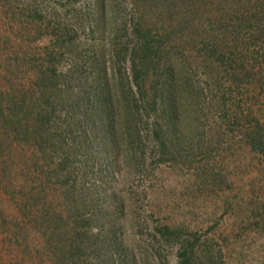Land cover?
Segmentation results:
<instances>
[{
    "label": "trees",
    "instance_id": "trees-1",
    "mask_svg": "<svg viewBox=\"0 0 264 264\" xmlns=\"http://www.w3.org/2000/svg\"><path fill=\"white\" fill-rule=\"evenodd\" d=\"M176 1L129 0L126 10L118 0H0V23L9 25L0 30V68L4 56L16 55L19 34L28 44L18 46L26 78L0 75V203H9L7 213L0 204V234L13 264H146L121 237V217L133 205L110 186L116 167L147 180L157 166L184 163L182 141L194 150L230 133L232 145L243 141L264 154V0H232V10L227 0ZM201 10L215 23L179 45L186 18ZM92 14L108 20L109 65L96 55L104 43L87 45L99 25ZM188 27L190 36L195 27ZM37 40H46L45 55L33 53ZM68 54L72 63L61 70ZM190 56L202 57L203 67L187 62ZM207 95L214 104L202 109ZM8 138L13 148L31 150L25 164L12 154L7 161ZM100 142L108 153L94 149ZM202 170L205 182L216 179ZM146 222L151 249L174 247L177 264H218L220 250L197 232ZM155 251L153 262L167 264Z\"/></svg>",
    "mask_w": 264,
    "mask_h": 264
},
{
    "label": "rangeland",
    "instance_id": "rangeland-1",
    "mask_svg": "<svg viewBox=\"0 0 264 264\" xmlns=\"http://www.w3.org/2000/svg\"><path fill=\"white\" fill-rule=\"evenodd\" d=\"M118 1L121 2L120 8L123 7L127 10L125 5L129 3V0ZM80 3L81 0H79L78 5ZM226 3H231L229 10H232V0H227ZM176 5L179 6L180 2ZM209 9H213V7L202 8L203 11ZM202 10L186 18L188 25L183 31V36L179 35V45H190L189 41L196 40L199 35L197 28L201 26L208 28L215 23L208 13L201 14ZM83 15L84 12L76 15L78 23L84 22ZM94 17L93 14L90 16L92 23H99V25L95 26L96 32L93 33L94 35H90V43L87 45L95 42L104 43L103 46L98 45L96 55L98 59H103L109 65V57L112 56L113 52H110L111 46L108 45L110 32L108 20L106 16L99 19L96 15ZM1 20L0 30H8L7 21L2 17ZM189 23L195 27L192 28L194 32L190 36H188L191 30L188 27ZM19 36L21 38L14 45L16 55L4 56L3 65L0 68V75L4 74L6 79L11 82H15L16 79L21 81L27 76L28 64L22 56L25 50L18 46L21 44L26 47L28 44L24 38L26 37L25 34H19ZM175 36L171 37L172 41L176 40ZM191 36L193 37L190 39ZM229 36L228 42L232 43V33ZM45 46L46 40L32 42V50L35 56H38L39 53L41 56L45 55L43 53ZM242 53L245 54L244 50ZM72 57V54L63 57L60 60L59 68L61 70L67 69L72 63ZM189 58L187 62L193 67L198 65V62L201 64L200 61L203 60L202 57L198 61L192 59L191 56ZM111 62L114 61L111 60ZM198 66L203 67L202 65ZM196 69L200 72L199 68ZM220 75L225 77L223 74ZM199 76L201 80L205 78L201 72ZM227 85L223 84V88ZM211 86L215 91L219 90L215 83ZM212 93H214L213 90ZM258 93V95H264L263 84L260 85ZM219 96L221 95L216 97ZM209 97L207 95V99ZM225 98L227 102V96ZM257 99H261V96H258ZM212 104L214 101L210 98L205 103L201 102L200 107L203 109L204 106H212ZM215 137L216 134L214 133L207 139ZM228 138L222 139L218 144L217 141L220 139L207 140L209 142L206 146L199 148L198 145L194 150L192 145L195 143L185 145L182 141L180 149L184 150V156H186L183 160L184 163L157 166L147 180L138 179L137 174H133V171L130 173L128 171L125 174L122 163L115 168L110 186L119 191L120 196L125 198V203L133 205L121 217V237L130 251L137 256V260L141 261L143 258L144 263L155 264L153 260L156 261V255L153 253L156 254L155 249L158 248L160 253L166 255L167 264H177L174 257V247L166 245L163 250L158 245L153 249L149 247L147 240L151 234L149 231L151 228L146 227L147 231H145V224L148 221L149 226H158V224L182 225L188 231L197 232V235L206 240L214 251L220 250L218 264H264V154L253 152L241 139V143L239 141L233 142L232 145V133L229 134ZM185 140H187V136H185ZM13 143L15 142L11 138L6 139L3 143V146H7V151H9L6 154L9 155L7 161L12 163L14 160L10 156L12 154L21 165L25 164L31 150L27 146L13 148ZM104 147L106 148V143L100 142L94 145V149L100 154L102 152L108 153L107 148L105 150ZM111 148L116 154V148L114 146ZM201 154L203 156L198 160ZM206 168L210 170L213 177L214 175L216 177L212 182L211 180L205 182L201 177V173L204 172L202 169ZM2 200L4 201L1 202L2 207L7 213L6 208L9 203L4 197ZM5 212L4 218L9 220L11 214H5ZM5 237L0 234V264L16 263V259H13V255L10 253L12 250L10 241Z\"/></svg>",
    "mask_w": 264,
    "mask_h": 264
}]
</instances>
